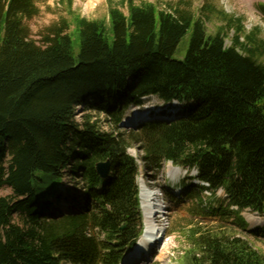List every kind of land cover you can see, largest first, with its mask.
Returning <instances> with one entry per match:
<instances>
[{
	"label": "trees",
	"instance_id": "16d2710c",
	"mask_svg": "<svg viewBox=\"0 0 264 264\" xmlns=\"http://www.w3.org/2000/svg\"><path fill=\"white\" fill-rule=\"evenodd\" d=\"M61 1L69 16L36 40L27 21L40 14L38 0H0V190L13 191L0 196V264H119L142 225L139 167L128 152L134 145L153 177L168 160L196 166L213 190L228 195L217 213L246 232L226 223L195 227L180 264H264L250 240L264 244V227L247 229L240 215L249 208L264 216L258 33L232 17L209 33L191 11L148 0H106L108 17L93 20L74 10L73 0ZM188 33L186 52L176 58ZM149 96L183 109L169 121L121 131L128 109ZM94 113L105 114L114 131H101ZM108 159L112 172L102 179L96 164ZM79 173L82 180L65 194V176ZM195 190L191 185L187 196L200 198Z\"/></svg>",
	"mask_w": 264,
	"mask_h": 264
},
{
	"label": "rangeland",
	"instance_id": "374dc122",
	"mask_svg": "<svg viewBox=\"0 0 264 264\" xmlns=\"http://www.w3.org/2000/svg\"><path fill=\"white\" fill-rule=\"evenodd\" d=\"M119 1V0H115ZM156 2L161 8L168 11L181 9L189 10L203 18L207 31L209 33H216L219 27H224L227 19L240 18L245 26L247 33L257 32L259 39L264 45V8L261 3L264 0H148ZM59 2V3H58ZM38 6L40 7V14L33 19L27 21L30 27L32 37L36 40H40V32L42 29L54 22H57L61 17L69 16L67 13V2L61 0H38ZM206 6L213 7L211 9L203 10ZM73 9L78 11L82 16L87 17L89 20L101 19L108 17V2L106 0H73ZM124 11L127 12V8L124 7ZM225 13L227 17L221 12ZM229 36L226 39L228 45L231 44L232 30H229ZM190 33H188L179 45V49L175 54L176 58L185 54ZM76 38V36H74ZM77 45L75 46V52H77ZM257 56L261 62L264 63V52L257 53ZM163 102L157 96H149L144 99V104L140 107L131 106L128 109L130 113L134 109L151 110L160 107ZM84 104L76 108V119L81 120V115L84 112ZM94 119L98 120V125L101 131L108 129V123L97 116L94 113ZM129 132V131H128ZM134 147L131 148V153H134ZM139 154V152H138ZM142 175L139 177V182L144 184L145 182L152 181L154 187L162 188L164 194L169 192L165 188L168 187V182L163 172L165 169L159 172L156 178L152 177L155 172H151L147 168L142 167ZM166 171V170H165ZM81 176V174H80ZM80 176L71 177L65 176L61 190L66 194L67 189H73L75 183L82 180ZM153 187V188H154ZM188 189L190 186L187 187ZM74 190V189H73ZM195 192L199 193L198 190ZM13 191L10 187L6 186L0 190V196H6L12 194ZM196 193V194H197ZM170 195V194H169ZM199 199V198H198ZM152 201V199L150 200ZM177 203L168 202L172 205L169 211V225L167 228V239L158 248L151 249L150 254L142 253L141 250L133 248L127 253L126 264H179V262H185L186 252L190 249V239L188 233L195 227L211 228L222 223H226L228 229L234 230L240 235H246V232L242 227L233 224L235 221L233 216H222L221 213H217V209L225 207V201L221 198H210L207 201L209 205H202L201 200H197L196 197H188L185 195L182 199L176 201ZM64 204V203H63ZM151 210V209H149ZM246 221L248 229H255L264 227V216L257 214L251 209H245L240 214ZM224 219H228L225 222ZM15 221L19 222L18 216H15ZM251 242L264 252V244L260 238H250ZM156 249V250H155ZM141 256L148 261L140 259ZM145 262V263H144ZM125 264V263H124Z\"/></svg>",
	"mask_w": 264,
	"mask_h": 264
},
{
	"label": "bare ground",
	"instance_id": "6f19581e",
	"mask_svg": "<svg viewBox=\"0 0 264 264\" xmlns=\"http://www.w3.org/2000/svg\"><path fill=\"white\" fill-rule=\"evenodd\" d=\"M168 107L174 114H177L178 112H180L183 109V105L179 101H174L171 105H168ZM148 115L149 114H147V113L141 114V118H143L145 120L146 118H149ZM141 124H144V123L141 122ZM170 168H171L172 174L179 172L178 167H175L174 169H172V167H170ZM78 176H80V173L78 174ZM80 177L82 178V175ZM62 185H63V183L61 184V187H62ZM140 195H141L142 201H144L145 206L147 207L146 212L148 214H150L151 210H149L150 209L149 203H150L151 199L154 200V194L149 193L146 189H142V191L140 192ZM158 204H159L158 208H157V206H155L156 208L154 207L152 211L154 213L157 212L156 215L159 216V218L161 220H165L161 223V227H164V224L166 223V216H165V214L162 213V211L160 212V210H162L164 204L161 201L158 202ZM157 232H158L157 226L151 220H148L146 230H145L143 236L141 237V239L137 245V250L146 249L150 253L152 246L148 245L147 241H150L154 237H156L157 234L159 233V232L158 233Z\"/></svg>",
	"mask_w": 264,
	"mask_h": 264
},
{
	"label": "water",
	"instance_id": "95a60500",
	"mask_svg": "<svg viewBox=\"0 0 264 264\" xmlns=\"http://www.w3.org/2000/svg\"><path fill=\"white\" fill-rule=\"evenodd\" d=\"M96 169H97L99 176L102 179L107 178L110 175L111 169H112L111 161L107 160V161L98 162L96 164ZM122 228H124V227H122Z\"/></svg>",
	"mask_w": 264,
	"mask_h": 264
}]
</instances>
